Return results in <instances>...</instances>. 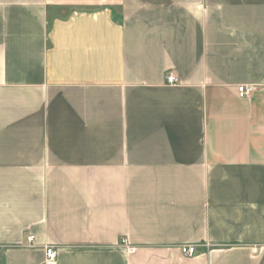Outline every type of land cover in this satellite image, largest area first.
I'll return each mask as SVG.
<instances>
[{
  "label": "crops",
  "instance_id": "crops-1",
  "mask_svg": "<svg viewBox=\"0 0 264 264\" xmlns=\"http://www.w3.org/2000/svg\"><path fill=\"white\" fill-rule=\"evenodd\" d=\"M0 264H264V0H0Z\"/></svg>",
  "mask_w": 264,
  "mask_h": 264
},
{
  "label": "built area",
  "instance_id": "built-area-1",
  "mask_svg": "<svg viewBox=\"0 0 264 264\" xmlns=\"http://www.w3.org/2000/svg\"><path fill=\"white\" fill-rule=\"evenodd\" d=\"M165 83L168 85H175L178 83V79L171 72H168L165 75ZM256 91H257V87L254 85H240L237 88L238 96L242 99L251 98ZM33 242H34V236L28 235L25 244L30 247L33 246ZM120 243L122 246L126 247L128 253L134 252L133 248L127 246L125 239L121 240ZM180 252L185 256H192L196 253V246L182 245L180 246ZM45 256H46V261L48 263H52L56 258V251L51 247H47L45 248Z\"/></svg>",
  "mask_w": 264,
  "mask_h": 264
}]
</instances>
